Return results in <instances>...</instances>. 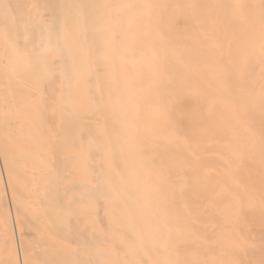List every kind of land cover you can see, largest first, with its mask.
<instances>
[{"label": "bare ground", "instance_id": "1", "mask_svg": "<svg viewBox=\"0 0 264 264\" xmlns=\"http://www.w3.org/2000/svg\"><path fill=\"white\" fill-rule=\"evenodd\" d=\"M0 264H264V0H0Z\"/></svg>", "mask_w": 264, "mask_h": 264}]
</instances>
